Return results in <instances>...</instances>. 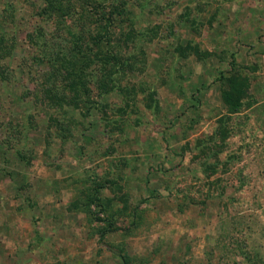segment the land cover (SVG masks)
I'll list each match as a JSON object with an SVG mask.
<instances>
[{"label":"rangeland","instance_id":"374dc122","mask_svg":"<svg viewBox=\"0 0 264 264\" xmlns=\"http://www.w3.org/2000/svg\"><path fill=\"white\" fill-rule=\"evenodd\" d=\"M0 264H264V0H0Z\"/></svg>","mask_w":264,"mask_h":264},{"label":"trees","instance_id":"16d2710c","mask_svg":"<svg viewBox=\"0 0 264 264\" xmlns=\"http://www.w3.org/2000/svg\"><path fill=\"white\" fill-rule=\"evenodd\" d=\"M97 42V41H96ZM68 59V58H67ZM67 59H65V61L67 60ZM82 59H83V57H82ZM83 61L86 63V59H83ZM82 61V62H83ZM83 64V63H82ZM78 70V72L80 73L81 72V70H80V67H78L77 68ZM74 70H70V72L69 73H71V75H73L74 77H75V75H74ZM79 73L76 75V78H73L72 79V81H74L75 82V79H78L79 78ZM239 82H238V84L237 83H235L234 85H233V89L235 90V92L237 93L238 92V90H239ZM232 94V93H230V92H227V91H223V99L224 100H226V102H230V103H232L233 104V108H234V110L233 111H236V110H238V108L241 106V102H239L238 101V99H237V97H235V95H238V93L237 94ZM62 99H63V96L61 97ZM60 100V99H59Z\"/></svg>","mask_w":264,"mask_h":264}]
</instances>
